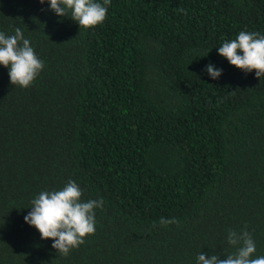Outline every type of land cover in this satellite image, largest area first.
<instances>
[{"label":"trees","instance_id":"trees-1","mask_svg":"<svg viewBox=\"0 0 264 264\" xmlns=\"http://www.w3.org/2000/svg\"><path fill=\"white\" fill-rule=\"evenodd\" d=\"M94 2L107 15L84 29L48 0H0V32L44 64L26 89L0 65V264H198L244 230L264 256V76L217 50L264 36V0ZM68 181L104 203L64 256L24 217Z\"/></svg>","mask_w":264,"mask_h":264},{"label":"clouds","instance_id":"clouds-1","mask_svg":"<svg viewBox=\"0 0 264 264\" xmlns=\"http://www.w3.org/2000/svg\"><path fill=\"white\" fill-rule=\"evenodd\" d=\"M50 10L58 17H69L79 28L89 29L105 20L107 7L94 0H48ZM44 4L45 0H39ZM110 0H104V5ZM181 11H183L181 9ZM14 35L0 32V65L9 69L11 85L28 88L43 69L30 41L23 31L15 28ZM220 56L245 73L255 70L257 78L264 76V36L256 32H239L236 39L224 42L217 48ZM205 71L211 79H218L222 69L211 63ZM82 190L75 181H68L60 190L42 191L31 201V211L24 217L40 233L41 239L53 241L52 248L67 256L71 249L84 243L85 237L95 232V209L103 207V199L82 201ZM161 218V225L175 223ZM227 242L236 247L234 254L225 258L219 255L198 254V264H264V256L254 257L256 245L250 233L229 231Z\"/></svg>","mask_w":264,"mask_h":264}]
</instances>
